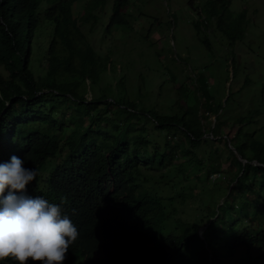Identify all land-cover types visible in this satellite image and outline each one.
Here are the masks:
<instances>
[{
    "label": "trees",
    "instance_id": "16d2710c",
    "mask_svg": "<svg viewBox=\"0 0 264 264\" xmlns=\"http://www.w3.org/2000/svg\"><path fill=\"white\" fill-rule=\"evenodd\" d=\"M77 1L0 0V163L15 155L25 161L24 167L35 168L37 175L26 185L27 194L59 205L62 215L77 227L78 237L62 264H73L78 255L86 264H177L186 254L191 264H205L190 246L199 230L179 235L181 223L172 230L167 227L173 224L163 202L173 200L169 187L178 182L162 176L152 181L149 169L144 175L143 167L148 164L154 170L171 164L180 170V180L190 178L181 171L190 167L204 143H217L218 119L206 139L208 132L197 127V120L188 119L191 110L183 116H163L139 109L127 100L111 98L114 88L109 83L100 89V98L87 99V85L93 89L103 77L109 78L105 72L110 57L96 52L84 29L97 26L95 11L104 10L109 0H85L79 16L73 10ZM130 4L131 0H114L106 33L126 25L123 13ZM218 5L222 11L215 8L210 18L234 44L245 34L247 13L232 15L230 0L208 2L211 9ZM255 116L239 119L238 132L228 136L224 146L248 161L244 164L236 156L229 186L238 183V193L249 189L239 198L247 201L241 210L251 223L257 218L264 222V142L243 131ZM123 124L124 130H110ZM70 126L74 127L63 136ZM154 131L165 134V148L150 142ZM151 146L156 148L150 151ZM182 154L189 161L176 167ZM217 172L221 171L212 173ZM214 217L203 219L201 229L209 230ZM228 245L232 255L243 246L248 251L259 249L264 259V226L259 232L247 229L231 236ZM0 264L19 261L8 257ZM25 264L44 262L29 258Z\"/></svg>",
    "mask_w": 264,
    "mask_h": 264
},
{
    "label": "rangeland",
    "instance_id": "374dc122",
    "mask_svg": "<svg viewBox=\"0 0 264 264\" xmlns=\"http://www.w3.org/2000/svg\"><path fill=\"white\" fill-rule=\"evenodd\" d=\"M209 1L131 0L123 13L126 25L115 27L108 34L105 28L114 2L109 0L104 10L95 11L99 17L97 26L91 29L87 25L84 29L96 52L110 57L105 72L109 78L103 77L93 89L87 85V94H83L87 99L100 98L103 95L100 89L109 83L114 88L111 98L127 100L139 109L163 116H183L191 110L188 119L197 120V127L208 132L204 135L206 139L218 119L217 143L214 140L204 143L199 153L194 154V161L187 165L190 167L181 171L190 178L180 180V170L172 168L171 164L154 170L145 164L143 173L148 174L149 169L152 181L157 182L162 176L178 182L175 187H169L175 196L173 200L163 202L166 213L171 212L173 224L167 227L172 230L181 223L179 235L199 230V236L191 238L190 246L205 264L207 261L210 264H264L259 249L248 251L239 246L234 255L230 252L231 236L237 237L247 229L259 232L264 222L257 218L251 223L241 210L247 201L240 198L249 189L246 187L247 192L244 188L238 193V183L229 186L231 169L238 155L224 148L226 138L238 132V120L251 113L256 116L243 131L264 142V0H230L232 15L247 13L245 34L234 44L217 30L216 20L210 18L215 8L222 11V7L211 9ZM85 4V0L76 2L73 6L76 15L83 13ZM125 125L120 129L112 126L110 130L114 128L119 132ZM73 127L70 126L63 136ZM152 133L154 137L150 142L165 148V134ZM176 137L181 138L180 133ZM102 138L99 136V140ZM154 148L151 146L149 150ZM188 161L189 158L182 154L175 165L181 167ZM169 168L172 170L166 176ZM215 171H221L222 177L213 182L210 174ZM149 185L145 183L144 187ZM160 196L165 198L170 193ZM213 215L215 222L210 229L206 231L207 226L201 229L203 219L207 222ZM73 264L86 262L78 255ZM177 264H191L189 254Z\"/></svg>",
    "mask_w": 264,
    "mask_h": 264
},
{
    "label": "clouds",
    "instance_id": "9594fccd",
    "mask_svg": "<svg viewBox=\"0 0 264 264\" xmlns=\"http://www.w3.org/2000/svg\"><path fill=\"white\" fill-rule=\"evenodd\" d=\"M24 160L11 156L0 163V261L8 257L19 264L31 258L44 264H62L69 245L78 237L77 227L59 205L27 194L37 175L24 167ZM5 189H8L7 195Z\"/></svg>",
    "mask_w": 264,
    "mask_h": 264
},
{
    "label": "built area",
    "instance_id": "2783aa9c",
    "mask_svg": "<svg viewBox=\"0 0 264 264\" xmlns=\"http://www.w3.org/2000/svg\"><path fill=\"white\" fill-rule=\"evenodd\" d=\"M222 177V173L221 172H217V173H212L210 175V178L213 182H216L218 179H220Z\"/></svg>",
    "mask_w": 264,
    "mask_h": 264
},
{
    "label": "water",
    "instance_id": "95a60500",
    "mask_svg": "<svg viewBox=\"0 0 264 264\" xmlns=\"http://www.w3.org/2000/svg\"><path fill=\"white\" fill-rule=\"evenodd\" d=\"M240 160H242L244 162V164H246L248 161L247 160H243L242 157H239ZM254 165H260L259 163H257L256 161L252 162Z\"/></svg>",
    "mask_w": 264,
    "mask_h": 264
}]
</instances>
